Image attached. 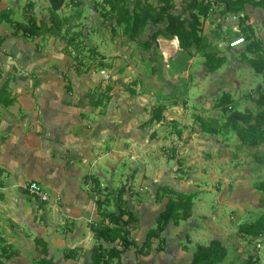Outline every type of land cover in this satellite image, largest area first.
Segmentation results:
<instances>
[{
	"label": "rangeland",
	"instance_id": "obj_1",
	"mask_svg": "<svg viewBox=\"0 0 264 264\" xmlns=\"http://www.w3.org/2000/svg\"><path fill=\"white\" fill-rule=\"evenodd\" d=\"M2 1L5 8L10 9L9 14L15 21H22L23 13L25 15L27 12L32 13L37 20H49L48 0ZM171 1L176 13L186 4L185 0ZM163 3V0H126L128 9L136 13L142 12V8L146 6L158 9ZM222 10L221 0H218L205 16H200L203 22L202 35L210 43L206 50L213 51L217 57L225 58V63L214 72L205 67V50L181 49L175 38L166 39L160 34L155 39L154 35L162 29V25L150 22L137 39L130 38L125 34L124 25H118L116 19L107 12V8L102 6V0H66L57 12L59 18L67 20L62 33L55 36L50 45L48 40L51 35H43L35 49L38 51L40 47H49L48 56L44 59L51 60L41 63L46 70L57 68L51 57L59 53L69 37H74L86 47L84 55H88V49H95L104 60L99 57L92 62L85 60L90 66L87 74L71 71L69 78L73 94L83 100L91 97L104 102L110 96L107 88H115L117 102L124 103L125 107L132 106L133 113L137 109L136 120L145 131L140 132L137 141L135 140L134 147L140 151L132 152L128 149L131 145L123 147L120 151V166L112 175L108 173L104 184L111 191H116L124 184L131 185L132 193L127 194L126 199L130 209L140 219V225L131 235L137 244L142 243L149 229L156 228L155 219L164 209L166 199L159 203L154 200L158 186L170 185L181 192L193 193L195 205L200 201H208L201 210L208 215L212 231L207 224L200 222L204 228L203 235L192 242L190 230L196 228L195 221L189 219L188 223L181 222L183 235L180 242L184 245L183 248H188L183 257L192 256L198 245H207L211 240H216L215 236L227 240L233 246L239 236V225L257 218L261 214L260 208L264 207V192L260 189V185L264 184V145H243L231 128H228L227 133H204L197 121V117L213 119L230 127L231 118L242 115L255 117L264 108L259 106L261 97H264V71L257 72L249 63L252 59L264 56V13L259 8L251 7L246 14L243 12V17L233 20ZM4 26L11 30L8 24ZM247 27L252 29V33L248 32ZM16 33L21 35L20 31ZM238 36L245 38V44L236 50L224 46L227 39ZM146 43L151 45L146 47ZM69 50L72 59L75 54L71 48ZM99 61L108 67L99 68ZM14 66L16 64H9L10 68L2 81L9 78L11 90L23 85L21 80H27L24 83L26 90L33 91L34 95L40 88L42 77H32L34 68L28 70L21 67L16 70ZM64 67L67 68V65ZM70 67L73 68L72 63ZM1 72L4 73L3 70ZM56 83L60 84L61 80L58 79ZM224 94L229 95L228 102H222ZM142 95L148 98L141 100ZM156 107L164 108L165 117L161 125L144 124ZM178 132L181 133L180 136ZM111 140L118 141L113 137ZM17 141L15 139L10 143V151L5 155V161L11 170L19 173L25 156L15 154L19 151V148L14 147ZM30 159L31 163L35 160ZM93 160L92 158L90 163ZM24 165L27 167V164ZM73 171L71 175L69 173L64 176L75 183L78 182V175ZM82 171L97 174L98 168L96 166L91 169L85 164ZM28 174L32 172L29 171ZM26 178H30V175ZM25 183L26 181L18 184L11 182L5 189L0 187V201L3 198L8 201L0 222L2 220V223L6 222L5 225L12 224L14 227L11 233V240L14 242L11 245L4 244L5 241L1 238L6 235H0V258L3 259L0 263L3 264L21 249L29 248L27 239L34 234L40 236L41 230L36 232L30 228L46 223V206L52 203L39 205L22 190ZM10 191L15 192V195H8ZM20 197L23 201L34 204L32 212L25 213L19 207L23 205L18 201ZM25 204L27 205L26 202ZM114 205V202H110L108 209L113 211ZM198 212L196 209L195 215ZM50 223L53 226L56 224L53 221ZM173 227L170 225L162 233L165 238L164 248H168L160 252L164 259L176 256L174 251L177 250L179 241L175 239L174 232L178 229ZM65 229L69 228L65 226ZM243 238L247 246H252L257 241L246 236ZM31 244L32 248V241ZM158 245L159 241L153 240V254L139 259L153 264L157 260ZM261 252L264 253V247ZM61 254L62 251L55 252L56 260ZM134 256V250H128L123 256L125 264H130Z\"/></svg>",
	"mask_w": 264,
	"mask_h": 264
},
{
	"label": "crops",
	"instance_id": "obj_2",
	"mask_svg": "<svg viewBox=\"0 0 264 264\" xmlns=\"http://www.w3.org/2000/svg\"><path fill=\"white\" fill-rule=\"evenodd\" d=\"M0 6V13L2 11L10 12L8 7L5 8L2 0H0ZM24 16L23 13V19L20 22L13 20L11 15L10 19L15 23H24ZM4 24H8L11 30H7ZM16 32L17 30L11 24L0 22V73L2 74V79L10 68L9 64H16V67L14 66L16 70L21 67L28 70H31L29 68H34L31 73L33 74L32 77L39 75L43 80L34 95L33 91L28 92L26 90L27 86L24 83L27 80H21L23 85L11 89L12 96L15 97V103L7 108L0 106V170H2L0 187L2 186V189H5L11 182L18 184L24 181H36L50 194L52 203L46 206V218H44L46 223L37 228H33L34 226L30 228L31 231L36 230V232L41 230L40 236L34 234L32 238L27 239L30 245L25 250L30 252L24 253L23 251L25 250L21 249L11 258L6 259L5 264H36L43 255L35 249L33 242L35 237H40L48 243L47 258L52 260L54 264H92L90 250L95 244V239L89 229V224L100 221V217L96 214L95 201L97 195L90 189V186L85 184V177L87 175L96 176L101 186L105 188L104 184L107 175H109L108 173L112 175L121 164V161H119L120 151L123 147L131 145L128 149L139 153L140 149L134 147L135 140L137 141L140 132L143 133L145 131L136 120L137 109L133 113L132 106L125 107L124 103L116 101L115 88L109 91L110 96L106 101L102 102V106L99 108L90 105V98L83 100L73 94L72 84L71 91H67L63 74L66 73L70 76L73 68L70 67L72 59L69 55L63 53V47L60 48L58 54L51 57L57 68L55 70H46L41 66V63L45 60V63L47 61L50 62L51 59H44L48 56L49 47L47 46L44 49L40 47L38 51L35 50L43 37L34 38L35 40L32 41L31 38ZM54 37H49V45L54 42ZM243 44L236 46L232 50H236ZM65 65H67V68L64 67ZM2 70L4 73L1 72ZM58 79L61 80L60 84L56 83ZM1 84L0 82V87ZM147 98L145 95L140 97L141 100ZM79 99H82L81 103ZM112 137L118 141L114 142L111 140ZM15 139L18 141L14 147L19 148V151L15 152V154L25 156V161L19 173L11 170L5 161V155L10 151V143ZM30 158L35 159L33 163L30 162ZM92 158L94 160L90 163ZM24 164H27V167ZM85 164H88L91 169L97 166L98 173L93 174L82 171ZM73 170L78 175V182L75 183L71 179H65L64 176L69 173L71 175L74 172ZM29 171L32 174H28ZM28 175H30V178L27 179ZM79 180L81 181L80 184ZM0 192L2 193V190ZM11 194L15 195V192L10 191L8 193V195ZM18 201L23 203L19 207L23 208L25 213L33 211L34 204L27 200L23 201L21 197ZM7 202L5 198L0 201V217L3 209L5 210ZM207 202L200 201L198 205L193 202V214L190 221H195L196 228L190 230V232L192 231L190 233L192 242L195 238L199 239L203 235L204 228L200 222L207 224L208 229L212 231L208 215L204 213V210H201ZM165 203L166 200L164 201V206ZM113 207L115 209V205ZM196 209L199 212L195 215ZM260 209L262 214L264 207ZM188 220L183 222L188 223ZM51 221L56 224L53 226L50 223ZM5 224L6 222L3 221L2 223L1 220L0 235H6L1 238L4 239V244L9 246L14 242L11 240L12 228L14 227L9 222L7 223L9 225ZM65 226L69 229H65ZM181 226L183 227L180 222L178 226L173 227L178 229V231L174 232L175 239L179 241L178 248L174 251L176 256L172 255L164 259L163 255L158 252L156 255L157 260L153 264L189 263L191 256L183 257L184 253H187L188 248H183L184 245H181L180 242L183 235L182 229H180ZM213 235L215 236V233ZM239 236L236 237L237 239L233 246L227 243V240L225 241L215 236V239L220 241L227 249V257L222 264H264V253L261 252L264 247V237L260 236L263 239L251 238L257 241L252 243V246H247L244 242V235L239 234ZM31 241L33 242L32 248ZM54 248L56 251H54ZM70 249L79 250L76 259H63L64 251ZM167 249L164 248L165 251ZM61 251V256L56 260L55 252ZM153 252L152 246L150 254H153ZM125 253L122 255L119 264H125L123 259ZM149 255L135 254L130 264H148L147 260L142 261L139 258H148ZM0 260L2 261L3 259L0 258Z\"/></svg>",
	"mask_w": 264,
	"mask_h": 264
},
{
	"label": "trees",
	"instance_id": "obj_3",
	"mask_svg": "<svg viewBox=\"0 0 264 264\" xmlns=\"http://www.w3.org/2000/svg\"><path fill=\"white\" fill-rule=\"evenodd\" d=\"M183 1V0H182ZM218 0H185L179 12L174 11V5L171 0H163V4L158 7L146 6L142 8L140 13L131 12L126 0H102V6L107 12L116 19L118 25H124V31L127 36L137 39L144 31L146 26L151 22L162 25V29L157 31L154 38L160 34L163 38H176L181 49L189 50L191 48L205 50L203 53L204 64L208 71H217L225 63V58L217 57L213 51L206 50L210 46L208 39L202 35L203 22L200 16L207 13L208 9ZM66 0H48L49 20H37L36 17L27 12L25 14L24 23H15L10 19L9 12L2 11L0 13V22L11 24L22 36L27 38H38L43 35L58 36L64 29L66 19L58 17L57 12L64 6ZM223 5V13L233 15L247 12L251 7L259 8L264 13V0H221ZM30 6V5H29ZM248 32L252 33V29L247 27ZM67 31V27L65 29ZM233 38V37H232ZM225 41V47L228 48V41ZM245 39V38H244ZM151 44L146 43L149 47ZM75 56L72 58L73 70L76 74H87L90 71L89 64L85 60L92 62L95 58L100 57L99 53L91 48L88 49V55H84L86 48L69 37L63 47V53L70 56V50ZM232 50V49H230ZM207 51V52H206ZM257 51V50H256ZM250 66L257 72L264 71V56L249 61ZM107 64L99 61V68H106ZM63 78L66 82L67 91H71V83L69 76L65 73ZM0 79L2 74L0 73ZM10 79H4L0 87V106L7 108L15 103V97L12 96L9 89ZM108 92L111 88H107ZM229 95L224 94L222 102H228ZM82 102V99H79ZM90 105L95 108L102 106L101 99L93 100L90 97ZM260 108L264 107V97L259 102ZM165 117L164 108L156 107L144 124L162 123ZM198 124L202 132L207 134H219L220 132H228L231 128L240 139L241 143L246 146L255 147L264 145V108L258 111L255 117L250 115L235 116L230 119L231 126L227 124H219L213 119H202L197 117ZM180 136L181 133L178 132ZM2 170H0V175ZM85 184L97 195L96 214L100 217V221L89 224V229L93 233L95 244L90 250V259L92 264H119L122 255L134 249L136 255L147 256L152 249L153 240H158L159 245L157 251H164L165 238L162 233L168 225L178 226L180 222L186 221L192 217L193 193H185L176 190L170 185H162L156 188L155 202L159 203L166 199L164 209L159 212L155 221L156 228L149 229L141 244H137L131 237V233L136 230L140 221L128 205L126 195L132 193L131 185L124 184L116 191H111L108 187H102L98 178L94 175H87L84 180ZM261 191L264 192V184L260 185ZM115 203V209L110 211L109 203ZM39 205H44L39 203ZM238 233L249 238H258L264 233V212L254 221L240 224ZM35 249L40 252L43 257L36 264H54L47 258L48 243L40 238L33 239ZM63 259H76L79 250H65ZM227 257V249L218 240H212L207 245H198L192 253L188 264H222Z\"/></svg>",
	"mask_w": 264,
	"mask_h": 264
},
{
	"label": "built area",
	"instance_id": "obj_4",
	"mask_svg": "<svg viewBox=\"0 0 264 264\" xmlns=\"http://www.w3.org/2000/svg\"><path fill=\"white\" fill-rule=\"evenodd\" d=\"M230 17L233 20H238L239 18L243 17V13L233 14V15H230ZM175 40L177 41L176 38ZM243 43H245L244 37L238 36V37L231 38L228 41L227 45L229 49H233L236 46L241 45ZM22 190L38 203L47 204V203H50L52 200L50 194L42 187L40 183L36 181L26 182L25 184L22 185Z\"/></svg>",
	"mask_w": 264,
	"mask_h": 264
}]
</instances>
